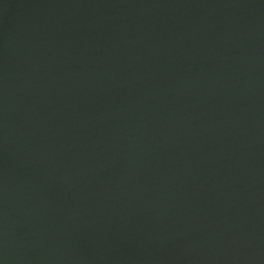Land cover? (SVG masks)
I'll return each mask as SVG.
<instances>
[{"label":"water","instance_id":"1","mask_svg":"<svg viewBox=\"0 0 264 264\" xmlns=\"http://www.w3.org/2000/svg\"><path fill=\"white\" fill-rule=\"evenodd\" d=\"M0 264H264V0H0Z\"/></svg>","mask_w":264,"mask_h":264}]
</instances>
